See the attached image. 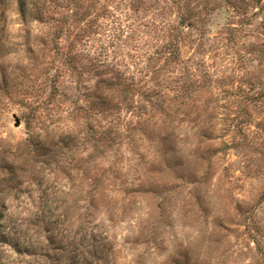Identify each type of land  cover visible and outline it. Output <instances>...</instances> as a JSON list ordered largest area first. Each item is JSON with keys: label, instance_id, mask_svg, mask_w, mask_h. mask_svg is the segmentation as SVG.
<instances>
[{"label": "rangeland", "instance_id": "rangeland-1", "mask_svg": "<svg viewBox=\"0 0 264 264\" xmlns=\"http://www.w3.org/2000/svg\"><path fill=\"white\" fill-rule=\"evenodd\" d=\"M167 1L0 0V264H264V0Z\"/></svg>", "mask_w": 264, "mask_h": 264}, {"label": "trees", "instance_id": "trees-1", "mask_svg": "<svg viewBox=\"0 0 264 264\" xmlns=\"http://www.w3.org/2000/svg\"><path fill=\"white\" fill-rule=\"evenodd\" d=\"M165 1V6L164 7H166V8H168V3H166V1L167 0H164ZM168 2V1H167ZM151 0H145V7L147 8L148 6H152L151 4ZM183 8L185 9V10H187V11H189V14L190 13H192V15H193V18H194V15H195V18L194 19H196V17L198 16L197 14L200 12L199 10L197 11V14H195L196 12H193V7H191V5H190V1L188 0L187 2H184L183 3ZM204 9H206V7H204L202 10H204ZM192 18V16H190V18H188V17H186V20L187 19H189V21L187 22V26L188 27H191V28H196V22L195 21H190V19ZM183 24V21H180V25H182ZM173 29V28H172ZM172 29H168V30H166V33L168 34L169 33V31L170 30H172ZM168 44H172V50L173 49H176L177 50V42H175L174 41V43H173V39L168 43ZM174 44V45H173ZM172 50H170V51H172ZM99 83L101 84H104V83H106V85L104 86L105 88H107V89H111V87L113 86V82L112 81H109V80H103V79H101V80H99ZM116 85L114 84V87H115ZM190 86L188 85V86H186V88L182 91V93L181 94H183V95H188L189 93H190ZM170 90V89H169ZM157 96H160V94L159 95H157ZM98 98V101L101 103V105H107V107H108V105H111V103H112V98H111V95L110 94H107L106 96H98L97 97ZM156 98H158V97H156Z\"/></svg>", "mask_w": 264, "mask_h": 264}, {"label": "water", "instance_id": "water-1", "mask_svg": "<svg viewBox=\"0 0 264 264\" xmlns=\"http://www.w3.org/2000/svg\"><path fill=\"white\" fill-rule=\"evenodd\" d=\"M14 125L15 126H18L19 125V118L16 117L15 115H14Z\"/></svg>", "mask_w": 264, "mask_h": 264}]
</instances>
